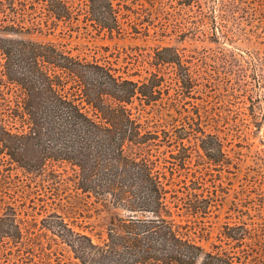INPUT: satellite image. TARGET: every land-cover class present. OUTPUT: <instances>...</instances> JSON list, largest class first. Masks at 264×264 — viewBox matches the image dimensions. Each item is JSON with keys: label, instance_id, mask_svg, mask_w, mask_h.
I'll return each instance as SVG.
<instances>
[{"label": "rangeland", "instance_id": "1", "mask_svg": "<svg viewBox=\"0 0 264 264\" xmlns=\"http://www.w3.org/2000/svg\"><path fill=\"white\" fill-rule=\"evenodd\" d=\"M66 1L76 9L77 21H56L47 0H0V39L61 43L134 82L156 72L151 65L156 48L181 53L190 88L176 94L166 79L169 90L155 105L134 103L143 119L180 136L188 148L182 167L169 163L170 153L178 152L175 145L161 149L170 193L208 198L205 217L173 209L179 215L174 219L187 225L203 254L215 251L234 264H264V0H112L123 29L112 36L83 22L88 0ZM16 17L25 32L4 30ZM170 70L163 72L173 77ZM5 81L0 72L4 93ZM215 150L220 153L212 157ZM8 162L0 153V264H79L49 230L52 215L97 243L120 212L69 191L49 192L50 178L28 175ZM68 204L74 206L71 213L64 209ZM226 227L243 239L227 238Z\"/></svg>", "mask_w": 264, "mask_h": 264}, {"label": "trees", "instance_id": "2", "mask_svg": "<svg viewBox=\"0 0 264 264\" xmlns=\"http://www.w3.org/2000/svg\"><path fill=\"white\" fill-rule=\"evenodd\" d=\"M84 6L83 22L94 31L122 34L119 8L112 0H88ZM46 7L56 21L78 20L69 1L47 0ZM17 18L4 30L25 32ZM186 63L176 49L156 48L151 57L156 72L134 82L95 59L74 55L61 43L0 39V72L6 79V92L0 90V153L28 175L50 178L49 192L69 191L120 212L97 243L52 215L49 230L79 264H234L224 253L203 254L187 225L175 221L179 215L173 209L205 217L208 198L192 194L179 199L170 193L164 171L168 161L161 149L175 145L178 152L170 153L174 162L169 163L182 167L188 148L180 136L158 129L137 110L161 100L169 90L166 79L176 94L190 88ZM168 68L173 77L163 72ZM201 144L208 156V142ZM219 153L210 151L212 157ZM64 209L71 213L74 206ZM230 230L226 227L227 238L243 239Z\"/></svg>", "mask_w": 264, "mask_h": 264}]
</instances>
